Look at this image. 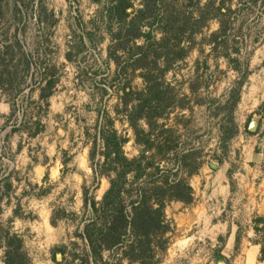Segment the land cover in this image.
Instances as JSON below:
<instances>
[{"label":"rangeland","instance_id":"rangeland-1","mask_svg":"<svg viewBox=\"0 0 264 264\" xmlns=\"http://www.w3.org/2000/svg\"><path fill=\"white\" fill-rule=\"evenodd\" d=\"M263 1L160 0L153 28L167 31L170 39L181 30V46L188 52L165 77L174 94L166 119H157L153 130L139 122L144 133L150 131V149L141 160L150 168L136 184L125 187L123 197L128 205L131 196L152 188L163 172L172 182L177 171V178H186L192 200L167 203L168 244L163 252L157 246L153 259L152 251L146 253L148 264H264L260 254L254 263L256 247L246 254L250 245L261 250L264 244V216L256 211L246 221L239 219L231 249L226 246L227 234L208 239L212 226L178 216L192 204H223L219 219L237 222L234 206L241 202L233 195L247 173V184L256 191L254 199L264 200ZM112 3L0 0V228L22 239L30 264H129L124 247L133 243L131 237L124 238L121 249L92 256L82 235L91 215L83 192L99 203L109 189L106 176L98 174L105 172L98 136L103 115L126 140L122 147L126 158L138 159L143 149L135 144L121 100L124 85L142 91L140 71L121 70L124 60L116 71L107 57L112 45L109 28L117 30L108 16ZM139 8L140 0H135L134 9ZM221 23L227 38L214 42L212 34ZM130 46L125 45L126 54ZM245 72L249 75L237 98L232 94H237L235 82ZM52 74L58 80L46 108L39 104L40 88ZM251 121L256 123L255 133L247 130ZM224 168V186L231 195L217 201L211 192L221 189L214 178ZM189 171L192 175L187 177ZM56 255L61 256L59 262Z\"/></svg>","mask_w":264,"mask_h":264},{"label":"trees","instance_id":"trees-1","mask_svg":"<svg viewBox=\"0 0 264 264\" xmlns=\"http://www.w3.org/2000/svg\"><path fill=\"white\" fill-rule=\"evenodd\" d=\"M134 1L113 0L111 4L108 16L117 30L113 33L112 28H109L112 45L108 47L107 57L114 63L116 71L123 62L120 60H124L121 70L126 71V68L130 67L131 71H140L144 86L142 91L133 92L131 87L124 85L121 89V100L128 126L135 137V144L142 146L143 149L138 159L126 158L122 151L126 140L118 136L113 129V120L104 113V123L98 128V136L104 148L100 156L105 172L98 174L106 176L109 189L99 203L87 198L86 192H83V204L90 208L91 215L90 222L85 226L82 235L92 256L121 249L124 246V238L129 236L133 239V243L124 247V256L129 264L133 262L148 264L146 253L152 251L153 259L157 246L163 252L168 244L165 234L170 231V227L164 215L165 206L171 201L189 204L192 200V190L186 178H177V171L176 179L172 182H169V175H164L163 172L162 178L160 177L157 183H152V188L136 192L134 198L131 196L128 205L123 196L127 193L125 187L136 184L150 168V164L141 163L145 152L150 149V131L144 133L139 127V122L143 121L148 129L152 126L153 130L157 119H166V115L173 107L174 94L165 77L175 64L185 58L188 48L181 46V30L173 34L174 39H170L167 31L153 28V23L160 16L158 11L160 0H140L139 9H134ZM160 18L163 20V16ZM157 34L160 38H157ZM220 37L227 38L226 27L222 23L220 29L212 34L214 42L221 39ZM128 43H131V46L126 54L125 45ZM65 58L69 61L68 56ZM28 65L29 62L26 63V68ZM233 70L240 72L237 67ZM45 72L47 74L48 69ZM248 75L249 73L245 72L243 77L235 82L237 94L236 92L232 94L237 98L238 89H241ZM51 77L53 79H45V85L40 88L39 104L46 108H48L50 91L58 80V78L54 79V74ZM12 107L13 103L10 104V110ZM95 139L90 151V162L94 158ZM93 171L96 172L94 169ZM191 175L192 171L186 172L187 177ZM129 177L132 178L130 182ZM51 225H55L54 220L51 221ZM0 249L3 250V264H30L22 239L2 228H0ZM260 256L264 261V244ZM156 262L152 264H157Z\"/></svg>","mask_w":264,"mask_h":264},{"label":"crops","instance_id":"crops-1","mask_svg":"<svg viewBox=\"0 0 264 264\" xmlns=\"http://www.w3.org/2000/svg\"><path fill=\"white\" fill-rule=\"evenodd\" d=\"M7 109H9V107H7ZM253 144L255 145V141L253 142ZM235 176H237V174L234 175L233 179H235ZM248 176L249 175L247 173L244 177L241 178L242 180H239L241 183L238 182L239 184H236L238 191H236L235 194L233 195L235 196L236 202L238 201L241 202V204H235L234 206V209L236 210L235 219L237 222H224L221 219H219L221 214L223 213V209H224L223 204H212L211 206H209L208 204H194V205L192 204L189 206L188 210H184L178 214L179 219L185 221L184 219H186L187 217V220H189L190 223H195V224L200 223L202 225L212 226L206 234L207 235L206 237L208 239H217L218 237H222L224 233L227 234L226 246L232 248V243L236 240V234H237L236 224L238 223L239 219L241 217H244L246 221L248 218L247 216L249 214L254 213L255 211L257 215L264 216V200L260 201V199L259 200L254 199V194L256 191L254 192V188H252L250 184H247ZM262 177H263L262 184H264V176ZM244 178H246V180H245V184L243 185ZM214 182L220 183L221 189L219 190L216 189L215 191L211 192V197L217 201L229 199L231 195L230 191L228 190L227 186H224V184H226V168L222 169L218 173V176L214 178ZM254 204L257 205L254 206ZM248 209H250L249 213H248ZM242 210L245 211V213L247 214H243ZM209 212H211V214ZM239 222L242 223L241 220ZM249 239L250 236L249 233H247L246 240ZM254 247L257 248L256 256L254 259V263H255L256 257L260 254L259 246L250 245V247L246 250V254L250 249ZM246 254L244 261L246 260Z\"/></svg>","mask_w":264,"mask_h":264},{"label":"water","instance_id":"water-1","mask_svg":"<svg viewBox=\"0 0 264 264\" xmlns=\"http://www.w3.org/2000/svg\"><path fill=\"white\" fill-rule=\"evenodd\" d=\"M256 123L254 122V121H251L250 123H249V125H248V127H247V130H248V132L249 133H255V131H256ZM211 167L213 168V169H216L217 168V166H213V165H211ZM56 261L57 262H59L60 260H61V256L60 255H56ZM217 264H225L224 262H221V261H219V262H217Z\"/></svg>","mask_w":264,"mask_h":264}]
</instances>
